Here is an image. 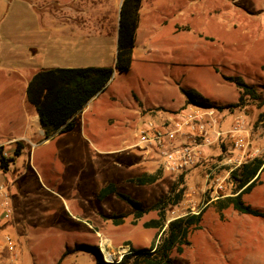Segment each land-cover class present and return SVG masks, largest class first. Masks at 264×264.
<instances>
[{"label":"rangeland","instance_id":"rangeland-1","mask_svg":"<svg viewBox=\"0 0 264 264\" xmlns=\"http://www.w3.org/2000/svg\"><path fill=\"white\" fill-rule=\"evenodd\" d=\"M69 1L0 0V140L24 132L30 139L18 154L15 143L0 144L12 158L6 169L0 168V185L20 264H96L95 255L80 244L95 246L102 260L111 262L130 247L149 248L157 240L161 230L145 224L157 219L156 210L134 222L128 203L113 193L102 199L98 194L112 184L148 208L178 183L180 174L165 172L159 164L154 182L131 179L156 171L155 165L144 168L133 146L138 126L154 110H177L186 100L181 88L199 92L225 116L239 110L248 139L260 148L257 155L264 149V100L236 104L239 89L222 77L240 76L264 99V0H157L150 19L154 25L146 28L128 69L114 68L117 38L106 44L105 66L113 73L76 115L73 129L47 137L25 131V79L41 69L74 64L68 38L49 39L40 20L45 13L77 7ZM117 1L102 0L100 6L119 24ZM91 2L82 1L84 10H90ZM207 168L187 172L177 184L183 188L181 200L165 207V225L190 210L189 200L195 201V210H203L201 228L190 230V243L181 253L171 252L170 264H264V171L242 195L263 214L251 216L231 206L217 211L224 196L216 198L204 186ZM227 182L225 196L234 189ZM191 186L194 192L188 195ZM113 215H122L119 224L109 218Z\"/></svg>","mask_w":264,"mask_h":264},{"label":"trees","instance_id":"trees-1","mask_svg":"<svg viewBox=\"0 0 264 264\" xmlns=\"http://www.w3.org/2000/svg\"><path fill=\"white\" fill-rule=\"evenodd\" d=\"M141 1L122 0L121 2L114 63L116 70L128 69L131 64ZM112 73L113 68L110 66L56 67L37 71L26 86V97L37 114L43 135L47 137L54 133H63L73 129L75 126L74 115L104 87L111 78ZM222 77L239 89V98L236 104H241L245 99L260 100V102L264 100L261 94L252 85L244 82L240 76L222 75ZM181 91L186 97L185 102L187 104L191 103L202 107L211 106L208 100L199 92L184 88H181ZM14 143L13 152L18 154L22 147V141L16 140ZM221 144L220 149H222ZM1 148L0 168L6 169L8 161L12 158L11 156L6 157ZM217 153L210 154L206 160L201 161L194 169L196 170L204 164L209 166ZM263 171L264 149L260 155L253 157L231 171L230 180L234 184V189L231 194L218 199L217 211L220 213L223 208L231 206L235 211L242 214L263 215L242 199L243 193L248 192L253 185L260 182L259 176ZM159 173V170L156 169L155 172L143 173L131 179V181L137 184L152 183L159 177ZM185 174L179 175L178 183L170 189L165 197L159 198L148 208H144L139 201L129 195L117 191L115 185L108 184L99 190V199L113 193L128 203L134 209V222L147 210L154 209L157 211V219L145 223L147 226L150 225L161 230L157 240L153 241L149 248L130 247L120 259L106 262L102 260L101 254L95 246L80 244V247L95 255L96 264H170L172 261L171 252L175 250L177 253H181L184 246L190 243L188 240L190 230L201 228L202 209L196 213H187L173 218L165 225V207L168 204L175 205L181 200L183 188L177 189V184L182 181ZM121 216L113 215L109 218H112L115 224H119ZM66 251L62 253L61 257L65 255Z\"/></svg>","mask_w":264,"mask_h":264},{"label":"built area","instance_id":"built-area-1","mask_svg":"<svg viewBox=\"0 0 264 264\" xmlns=\"http://www.w3.org/2000/svg\"><path fill=\"white\" fill-rule=\"evenodd\" d=\"M223 117V110L191 103L167 113L154 110L138 126L133 146L144 158L157 161L163 171L179 175L206 160L212 147L217 145L219 152L207 168L204 186L216 198L223 197L231 171L259 153L258 149L250 146L243 116L234 117L225 129L220 126ZM225 142L229 146L220 149V144ZM189 188L188 195H192L194 189L192 186ZM6 196L0 185V264H20L18 246L7 229L10 210ZM189 203L187 213L201 210H195L194 200H189Z\"/></svg>","mask_w":264,"mask_h":264},{"label":"crops","instance_id":"crops-1","mask_svg":"<svg viewBox=\"0 0 264 264\" xmlns=\"http://www.w3.org/2000/svg\"><path fill=\"white\" fill-rule=\"evenodd\" d=\"M82 1L83 0H70L69 3H76L77 7L69 11H64L59 13H45L43 16L40 17V20H42L41 26L43 27L44 32L47 33L49 39H51L53 35L61 38H68L67 40L69 42L68 52L70 53L71 56L70 61L74 63L71 64V67L105 66L107 65L106 64L107 62L104 57V53L108 49L106 44L112 41L114 43V40L115 38H117V34H118L117 33L118 24L117 22L116 23L113 22L114 18L112 15L108 16L104 13V9L102 8V6H100V1L102 0H91L92 2L90 3L91 6L90 10H84L83 6L81 5L83 4ZM121 2L122 0H118L117 1V3H119L118 5H120ZM158 3L159 2H157V0L141 1V5L139 8V20L135 31V44L132 50V57H134L135 54L139 53L138 44L139 43L141 44L144 37L146 36L147 33L146 28L149 26L152 27L154 25L152 21H150V19H151V15L155 13L156 5ZM65 4L67 3L62 4L59 2L60 6ZM117 18L118 17L116 16V20ZM78 41L82 43H78ZM113 51L115 56L116 50L112 49V54ZM56 67L59 66H54L53 68ZM41 70H45V69H41ZM31 77L25 79L24 93L21 94L22 96H24V100L22 104L23 105L22 111L24 114V119L26 121L24 125V130L25 131L29 130V132L32 134L37 132L38 134L43 135V131L39 126L37 114L34 108L28 103L26 97V86L29 80L31 79ZM12 83H14L13 80L12 82H7V85ZM19 90L21 91L22 89ZM91 99H89L86 102V104L81 108V110L86 107V105L90 102ZM184 105H187V103L183 102L179 106V108ZM79 112H77L74 115V120ZM223 113L226 114L224 111ZM240 113L241 112L239 110H236V112H232V113L230 112L228 115L223 117L220 126L224 129L227 128L229 124L234 120V117H236ZM13 121L16 120H12V122ZM16 140H20L22 142L30 141L29 137L26 135V132H24V134L20 136L9 137L7 140H3V141L0 140V144L1 143L11 144L14 143ZM228 146H229L228 142L221 144L222 149H225ZM250 146L260 151V148L258 146H255L253 144H251ZM218 151H219L218 146L214 145L210 150V154L217 153ZM138 157L142 164H147V166L144 168H147L149 165H155L154 167L156 168L158 164L157 161L153 159L144 158L140 154V152ZM144 168H142V170H145ZM140 171L141 169L139 170V172ZM144 173H151V172H144Z\"/></svg>","mask_w":264,"mask_h":264},{"label":"bare ground","instance_id":"bare-ground-1","mask_svg":"<svg viewBox=\"0 0 264 264\" xmlns=\"http://www.w3.org/2000/svg\"><path fill=\"white\" fill-rule=\"evenodd\" d=\"M104 249V248H103ZM123 249H125V248H123ZM110 260V259H109Z\"/></svg>","mask_w":264,"mask_h":264},{"label":"water","instance_id":"water-1","mask_svg":"<svg viewBox=\"0 0 264 264\" xmlns=\"http://www.w3.org/2000/svg\"><path fill=\"white\" fill-rule=\"evenodd\" d=\"M112 262V261H111Z\"/></svg>","mask_w":264,"mask_h":264}]
</instances>
